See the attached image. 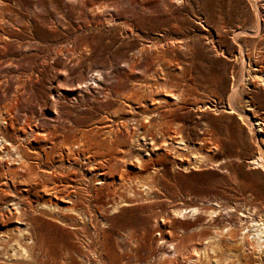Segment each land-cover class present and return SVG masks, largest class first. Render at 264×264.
<instances>
[{
    "label": "rangeland",
    "instance_id": "rangeland-1",
    "mask_svg": "<svg viewBox=\"0 0 264 264\" xmlns=\"http://www.w3.org/2000/svg\"><path fill=\"white\" fill-rule=\"evenodd\" d=\"M0 2V113L29 164L8 172L0 160V232L16 221L4 206L18 202L40 249L0 264H264V249L241 242L247 214L264 219V165L250 163L264 132L257 139L244 117L248 101L264 127V0ZM177 154L188 169H174ZM88 161L109 184L151 195L100 212L113 197L90 180ZM49 203L79 216L51 215ZM215 235L220 247L207 252ZM15 246L0 241V257Z\"/></svg>",
    "mask_w": 264,
    "mask_h": 264
},
{
    "label": "bare ground",
    "instance_id": "bare-ground-1",
    "mask_svg": "<svg viewBox=\"0 0 264 264\" xmlns=\"http://www.w3.org/2000/svg\"><path fill=\"white\" fill-rule=\"evenodd\" d=\"M1 3V2H0ZM2 8V7H1ZM142 48V47H141ZM141 51V49H138ZM141 54V53H140ZM130 63V62H129ZM134 63V61H133ZM132 65V64H131ZM134 65V64H133ZM97 69V68H96ZM98 70V69H97ZM96 70V71H97ZM98 72V71H97ZM137 73V72H136ZM252 74H255V72H253ZM99 76V75H98ZM260 80H259V85L263 91V94H264V74H260L259 76ZM96 81V80H95ZM246 82H250V80H246ZM240 88V85H235L233 84L231 86V91L229 93V99H232V97H234L236 94H237V89ZM246 103V109L248 111V114H246L244 117L253 125L252 127L254 128V135L255 137L258 139L261 137V134L264 132V127H263V124L261 121H259L258 119L255 118V116L251 113L252 112V108L249 106L248 101L245 102ZM231 105V104H230ZM234 108H229L228 109V112L229 113H234ZM10 111V110H9ZM13 112V111H12ZM11 113V112H10ZM55 113V112H54ZM58 114V113H57ZM9 115V114H8ZM14 115V114H13ZM56 115V113H55ZM239 115V114H238ZM249 115L252 116L249 117ZM2 113H0V160H3L5 161V168L6 170L9 172L11 171V169L8 167L9 164H13V165H16L18 167V169H24L25 171H27V168L29 166L28 163H26V160H25V152L24 150L21 148V146H17L15 144L17 143H13L11 142L12 140L14 141V139L12 138V140L8 139L6 137V132H7V127L5 125H8L7 124V120L3 119L2 118ZM154 116V115H153ZM241 117V115H239ZM238 116V117H239ZM10 117V115H9ZM12 117V116H11ZM45 117H48V120L49 118H51L49 115H46ZM7 118V117H6ZM149 118V117H148ZM242 118V117H241ZM47 119V118H46ZM51 120V119H50ZM142 122V121H141ZM129 123V122H128ZM4 125V126H3ZM27 127H29L27 125ZM9 128V127H8ZM22 128V127H21ZM20 129V127L18 128ZM10 130V129H9ZM77 131V130H76ZM9 132V131H8ZM131 132V131H130ZM253 132V131H252ZM32 135L30 137H32L33 139L35 138H44L46 136V134H44L43 132H31ZM76 133V132H75ZM75 133H73L69 138L71 137H75L76 135H74ZM79 133V132H77ZM23 134V133H22ZM114 136L117 135L116 132L113 133ZM19 135V134H17ZM27 135V134H26ZM26 135H23V137H18L19 140L21 141H27V136ZM81 135V138L77 141V143L79 144V146H83L84 145V140H85V133H82L80 134ZM13 137V136H11ZM136 138V137H134ZM17 139V137H16ZM144 139V137H143ZM69 140V139H68ZM149 142L147 143H143L144 145V151H147V152H152L154 150H156V142H155V139H152L150 137H148L147 139ZM15 141H18V140H15ZM132 142V141H131ZM146 142V141H145ZM18 143L20 144V142L18 141ZM138 143V142H137ZM260 145H259V144ZM178 145H183V142L182 140H179V142L177 143ZM257 144V151H259L256 158H253L250 163L252 165H264V154L263 151H264V142L263 143H260L259 141L256 143ZM76 146V145H75ZM79 146H76L75 148H78ZM186 147V146H185ZM68 145L65 146V150H68ZM156 148V149H155ZM187 148V147H186ZM71 149L73 150L74 148L71 147ZM172 150V149H171ZM146 152V155L147 157H150V155ZM177 158L178 159H174L176 161V163H174V169L177 168V170H186L188 169V162H183V156L180 155V154H177ZM84 161V160H83ZM86 161V160H85ZM2 162V161H0ZM90 161H88L86 164L84 163L85 166H87L88 168V172L90 173V180H92V182L94 181V185H97V186H102V185H107V188L105 187L106 189V197H105V201H108L110 199V197H113L109 206L107 207H101L100 208V212H107V208L110 207V211L112 212H116L118 209H120L122 207V205L126 204V205H129L130 203H134L135 200H138L139 198H147L151 195V190L149 187H147L146 185L144 184H139V183H136L135 184H123L122 182L126 181V179L122 176H118L119 178V181L122 183H117V186L120 185V187H115L113 185H116V184H109L108 182V177L106 176L105 173H94V171L98 168H96L95 164L92 163ZM102 163V162H101ZM82 164V163H81ZM142 164V163H141ZM102 165V164H101ZM158 167V166H157ZM140 168V167H139ZM158 168H156L157 170ZM155 170V168H154ZM6 171V173H7ZM22 172V171H21ZM105 172V171H104ZM111 172V170L109 171ZM113 172V171H112ZM131 173V172H130ZM139 173V172H138ZM157 173V171H156ZM137 174V173H136ZM122 175V174H121ZM132 175V173H131ZM128 177V176H127ZM110 185V186H109ZM122 188V189H121ZM117 189H120L121 190V193L117 190ZM159 190V189H158ZM119 192V193H118ZM117 193V194H116ZM142 198V199H143ZM103 200V199H102ZM154 200V199H153ZM131 206V205H130ZM5 208V213H8V215H11L13 217H15V224L12 228H9L7 229L5 232H0V241L3 242V243H14L16 246V251L19 252V253H16V251H14V253L12 254H7V252L1 254V257L0 259H3V258H9L10 260H20L22 258L26 259V257L28 258L27 260H32V255L34 254V250L35 249H38V251L40 250L39 247H38V241H36V238L34 236V234H32L33 232L31 231V228H30V221L29 223H26V222H22L21 220H18L19 217H22V216H27V212L25 210H23L22 208H20V204L18 202H15V201H10L9 203H7L6 206H4ZM42 209H45L47 210L48 212L51 213H54V212H59L60 210L61 211H68V212H73L74 214H77L78 213V207L75 208V205H71L70 206H65L63 208H60L58 207L57 204L55 203H49V204H46L44 206H41ZM83 208V207H82ZM84 209V208H83ZM85 210V209H84ZM193 213L197 212V209L194 208V209H191ZM81 211V210H80ZM95 211V209H94ZM93 211V212H94ZM96 212V211H95ZM94 212V213H95ZM109 212V211H108ZM185 212V211H184ZM2 211L0 210V214L2 215ZM84 213V212H83ZM89 213V212H88ZM183 212H177L175 214L179 215ZM61 214V213H60ZM79 214L81 216H83L80 212ZM210 214H214V211H211ZM57 215V214H56ZM78 215V214H77ZM76 215V216H77ZM87 215V214H85ZM90 215H93V214H90ZM109 215V214H108ZM107 215V217H109ZM10 216V217H11ZM59 216V215H58ZM79 216V215H78ZM88 216V215H87ZM247 216L249 217L250 221V225H248L246 227V233L243 235V233H241L242 237H241V242L242 244L245 245V241L243 240V238H249L250 240H252V242H254L255 244V247H256V251H259L260 250H263L264 249V219L263 218H259V219H255L253 217V213H248ZM245 214L241 213L240 214V217L242 218H246L247 217ZM92 217V216H91ZM90 217V218H91ZM97 218V217H96ZM101 218V217H100ZM103 218V217H102ZM77 219V218H76ZM81 219V217L79 218ZM78 219V221H79ZM83 219V218H82ZM85 219L86 216H85ZM92 219V218H91ZM91 219L88 220L91 221ZM110 220V218H108ZM74 220V218H73ZM72 221V220H71ZM87 221V220H85ZM83 221V222H85ZM97 221V220H96ZM103 221H107V218H104ZM102 221V222H103ZM111 221V220H110ZM112 221H113V218H112ZM58 222V221H57ZM75 222V221H74ZM82 222V220H81ZM101 222V220H100ZM73 223V222H72ZM76 223V222H75ZM64 224V223H63ZM82 224V223H81ZM103 224V223H101ZM108 224V223H107ZM77 225V224H75ZM74 225V226H75ZM88 225V224H87ZM104 225V224H103ZM79 226V225H78ZM101 226V225H100ZM68 227V226H67ZM87 227V226H86ZM250 227V228H249ZM83 228V227H82ZM81 228V229H82ZM92 228V227H91ZM97 228V226H96ZM95 228V229H96ZM249 228V230H248ZM34 230V229H33ZM85 230V229H84ZM128 230V229H127ZM103 231V230H102ZM228 231V230H227ZM131 233V232H130ZM220 233V232H219ZM221 235V234H220ZM249 235H252L251 237H249ZM10 236H13L10 238ZM38 239V238H37ZM248 239V240H249ZM249 240V241H250ZM249 243V242H248ZM23 244V245H21ZM220 244H221V240L219 239V236L218 235H215L214 237L210 238L204 245V247L206 246V250L207 252H210V253H213L216 251L217 248L220 247ZM253 244V245H254ZM171 245V244H170ZM172 249L175 251L174 249V245L172 246ZM244 249V248H243ZM36 251V250H35ZM37 251V253H38ZM205 249L203 251H201V253L205 256L207 253L204 252ZM176 252V251H175ZM194 252L198 254V251L194 250ZM251 253V252H250ZM35 256V255H34ZM33 256V257H34ZM207 256V255H206ZM36 257V256H35ZM34 257V259H35ZM26 260V261H27ZM233 260V259H232ZM32 262H35V261H32ZM218 260L216 259L214 261L213 264H217ZM188 264H194V261L193 260H189L188 261ZM256 264V263H255Z\"/></svg>",
    "mask_w": 264,
    "mask_h": 264
}]
</instances>
